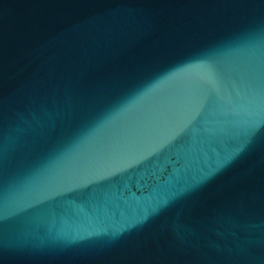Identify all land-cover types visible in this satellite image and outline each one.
<instances>
[{"label": "water", "instance_id": "obj_1", "mask_svg": "<svg viewBox=\"0 0 264 264\" xmlns=\"http://www.w3.org/2000/svg\"><path fill=\"white\" fill-rule=\"evenodd\" d=\"M0 264H264V0H0Z\"/></svg>", "mask_w": 264, "mask_h": 264}]
</instances>
